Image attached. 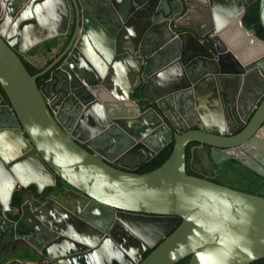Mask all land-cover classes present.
<instances>
[{
  "label": "water",
  "instance_id": "obj_1",
  "mask_svg": "<svg viewBox=\"0 0 264 264\" xmlns=\"http://www.w3.org/2000/svg\"><path fill=\"white\" fill-rule=\"evenodd\" d=\"M255 1L0 0V248L105 264L118 222L141 248L121 264L264 259V197L190 176L185 161L197 144L242 162L231 151L264 128V41L242 22ZM54 37L59 54L31 76L20 57ZM170 142L162 165L133 173ZM56 179L44 199L27 191L11 206L14 192L33 184L41 195Z\"/></svg>",
  "mask_w": 264,
  "mask_h": 264
},
{
  "label": "trees",
  "instance_id": "obj_2",
  "mask_svg": "<svg viewBox=\"0 0 264 264\" xmlns=\"http://www.w3.org/2000/svg\"><path fill=\"white\" fill-rule=\"evenodd\" d=\"M258 8H259V1L256 0L252 3L245 11L242 22L246 29L252 30L256 37L264 41V30L262 29L259 16H258ZM60 39L58 37L51 38L49 40L43 41L42 43L36 45L32 49H30L27 53V56H32L39 49H41L44 53H49L51 50L56 48L59 44ZM26 56V55H25ZM20 57L25 69L31 75L39 74L44 68H39L34 64L30 63L26 57ZM49 65V64H48ZM48 73L39 77L36 81L37 86H40L44 81L48 79ZM4 96V94L2 93ZM138 96V95H136ZM173 147V142H170L166 145L161 151H159L153 158L147 161L143 166L133 171L136 174L147 173L152 171L162 165L167 158L169 157ZM189 153L185 151V161H186V173L190 176L199 177L196 174L190 171V168L187 166L189 160ZM209 160L213 162V159L209 156ZM197 161V159H196ZM215 173L213 174L214 179L213 183L224 185L229 188H233L239 191H243L255 196L264 197V175L260 172H257L255 169L244 165L243 163L237 162L235 160H225L224 162L215 164ZM60 180L56 179L57 186L45 188L41 195H38L36 192V186L31 184L27 188L21 189L13 193L11 198V206L13 208H19L22 204V196L25 192L30 191L34 197H38L43 199L51 190H54L58 186H60ZM18 214L12 216V219H17ZM151 250H148L144 253L143 258H145ZM13 259L19 262H25V264H40L42 260L32 262L31 252L29 250H23L20 253H17L12 256ZM189 257L179 261L176 264H188ZM251 264H264V259L255 261Z\"/></svg>",
  "mask_w": 264,
  "mask_h": 264
},
{
  "label": "flooded vegetation",
  "instance_id": "obj_3",
  "mask_svg": "<svg viewBox=\"0 0 264 264\" xmlns=\"http://www.w3.org/2000/svg\"><path fill=\"white\" fill-rule=\"evenodd\" d=\"M148 108V107H147ZM223 113L221 112V115ZM206 115V114H204ZM212 115V116H211ZM209 115L212 118L214 114ZM224 115V114H223ZM208 116V115H207ZM228 118L223 116V124L222 127L226 129V131H231L229 136L237 134L240 130H237V127L241 124H234L232 121L227 122ZM217 128H219L217 126ZM197 144H190L186 147V150L188 151L190 157L187 163V166L190 168V171L200 178L213 180V174L215 173V164L224 162L225 160H233L230 156L225 154L223 150H220L219 152H211L210 147H203L202 149H199L196 147ZM233 155H237L239 158H241L243 161L240 163H243L244 165H247L253 169H255L257 172H260L262 175H264V128L259 132V134L251 140V143L247 147H243L241 149H233L231 151ZM209 156L213 159V162L209 160ZM218 158V159H216ZM197 159V161H196ZM238 162V161H237ZM129 165L137 163V159L132 158L128 159ZM64 183L61 181L60 186L55 188L52 191H55L62 187ZM57 186V183L56 185ZM49 192V193H50ZM47 196V195H46ZM45 198V197H44ZM43 198V199H44ZM9 219H11L8 216ZM106 223V222H105ZM102 225H106L103 224ZM110 226V223H109ZM110 234L115 239V244L111 245L110 243H106L105 248V264H110L113 262L117 264H121V256L124 252H128L130 254H134V256H137L138 253H140L141 248L139 247V242L131 236L129 230H125L118 222H115L111 225ZM86 237H90L91 231L86 230ZM82 235V234H81ZM25 246L22 242H14L13 246ZM151 250V249H149ZM147 252V251H146ZM145 252V253H146ZM15 259H9L4 258L0 264H25V262H16ZM138 261V260H137ZM44 260H42V263ZM136 264V263H135Z\"/></svg>",
  "mask_w": 264,
  "mask_h": 264
},
{
  "label": "crops",
  "instance_id": "obj_4",
  "mask_svg": "<svg viewBox=\"0 0 264 264\" xmlns=\"http://www.w3.org/2000/svg\"><path fill=\"white\" fill-rule=\"evenodd\" d=\"M221 2H222V0H221ZM220 4H219V7L221 8L222 4L221 5ZM203 17H204L203 15H200V14H197V13L194 14L193 18H192V24H198L201 20H203ZM231 31L232 30H230L229 33H228L229 34L228 36H229L230 43L235 45L238 48L242 44V39H240V38L237 39L235 37V35L231 33ZM38 44H40V43H38ZM38 44H36V45H38ZM36 45H34L33 47H35ZM32 48H30V49H32ZM241 49L245 50L243 47ZM245 51H247V53L249 52V54H250V49L249 50H245ZM245 51H242V54ZM58 54H59V52H58L57 49H53L49 53H44L41 49H39L37 51V53H35L34 55L27 56V54H26L25 57L30 63L34 64L35 66H37L39 68H45L48 64H50L52 62V60L55 57H57ZM119 79H123V76L119 75ZM123 82H124V79H123ZM12 246L10 247L9 253H7V250L5 251L4 248H0V256L5 254L4 258L6 257V258H9V259H12L13 255H15L17 253H20V252H22L25 249L29 250L28 247H26V246H14V247H12ZM6 253H7V255H6ZM16 262H19V261H16ZM13 264H15V263H13Z\"/></svg>",
  "mask_w": 264,
  "mask_h": 264
},
{
  "label": "rangeland",
  "instance_id": "obj_5",
  "mask_svg": "<svg viewBox=\"0 0 264 264\" xmlns=\"http://www.w3.org/2000/svg\"><path fill=\"white\" fill-rule=\"evenodd\" d=\"M216 159H218V158H216Z\"/></svg>",
  "mask_w": 264,
  "mask_h": 264
}]
</instances>
